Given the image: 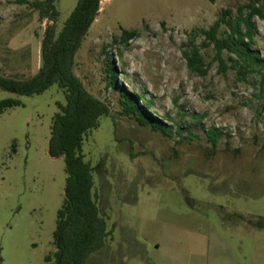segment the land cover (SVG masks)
I'll return each mask as SVG.
<instances>
[{"label": "rangeland", "instance_id": "374dc122", "mask_svg": "<svg viewBox=\"0 0 264 264\" xmlns=\"http://www.w3.org/2000/svg\"><path fill=\"white\" fill-rule=\"evenodd\" d=\"M251 1H101L73 70L109 108L83 143L85 160L102 163L93 192L110 232L87 264H264V227L255 225L264 222V63L244 75L224 51V69L200 33L226 10L236 21ZM77 3L57 0L58 31ZM252 22L264 61V20ZM52 24L19 0H0V75H37L39 33ZM124 30L138 35L125 43ZM194 46L204 74L184 57ZM121 87L151 101L169 134L125 113ZM6 98L20 104L0 114V264H47L66 198L65 157L50 153L66 94L55 84L31 96L0 90Z\"/></svg>", "mask_w": 264, "mask_h": 264}, {"label": "trees", "instance_id": "16d2710c", "mask_svg": "<svg viewBox=\"0 0 264 264\" xmlns=\"http://www.w3.org/2000/svg\"><path fill=\"white\" fill-rule=\"evenodd\" d=\"M101 1L78 0L75 9L58 31L60 13L57 0H19L20 3L27 4L39 12L41 20L49 19L53 22L45 31V66L29 79L20 80L0 75V90L31 96L41 94L57 84L66 94V103L58 104L59 112L53 117L50 140L51 155L65 157L68 175L66 198L58 213L55 261L51 262L49 256L46 259L47 264H87L90 255L104 248L110 235L93 192L95 185L93 172L98 171L102 163L93 167L85 160L83 154L85 136L99 127L100 118L109 115V108L93 96L73 72L76 55L84 36L99 13ZM244 10H247L246 13ZM231 14L230 10H226L224 16L209 29L200 31L204 36L202 46H213L216 58L224 69L227 68L223 57L224 51L235 54L237 60L234 58L231 60L246 64H240V69H245L243 72L245 75L247 69L256 63H264L259 51L252 48L255 43L252 21L255 17L264 20V0L262 2L252 0L240 8L236 21H233ZM223 25L227 27L225 37L219 34ZM137 35L135 31L124 30L122 41L126 43ZM183 54L192 70L206 73L203 69L204 61L200 47L194 46L192 50L184 51ZM111 72L113 84L116 85L119 74L114 65ZM121 95L120 102L125 113L134 115L142 126H151L156 131L169 134L167 125L157 116H153L154 112L148 111L153 105L151 101L125 87H121ZM19 104V100L12 98L0 99V114ZM218 135L214 129L208 132L209 140L214 147L217 146ZM255 225L263 228L264 222Z\"/></svg>", "mask_w": 264, "mask_h": 264}, {"label": "water", "instance_id": "95a60500", "mask_svg": "<svg viewBox=\"0 0 264 264\" xmlns=\"http://www.w3.org/2000/svg\"><path fill=\"white\" fill-rule=\"evenodd\" d=\"M46 28L42 27L39 33V42H40V69L45 66V55H44V37H45Z\"/></svg>", "mask_w": 264, "mask_h": 264}]
</instances>
